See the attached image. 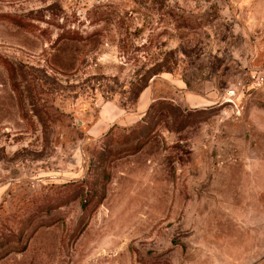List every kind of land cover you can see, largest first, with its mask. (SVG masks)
Here are the masks:
<instances>
[{
	"label": "rangeland",
	"instance_id": "obj_1",
	"mask_svg": "<svg viewBox=\"0 0 264 264\" xmlns=\"http://www.w3.org/2000/svg\"><path fill=\"white\" fill-rule=\"evenodd\" d=\"M261 68L264 0H0V264H264Z\"/></svg>",
	"mask_w": 264,
	"mask_h": 264
},
{
	"label": "built area",
	"instance_id": "obj_2",
	"mask_svg": "<svg viewBox=\"0 0 264 264\" xmlns=\"http://www.w3.org/2000/svg\"><path fill=\"white\" fill-rule=\"evenodd\" d=\"M250 76L254 78L255 84L264 90V68L258 70L256 74L251 73Z\"/></svg>",
	"mask_w": 264,
	"mask_h": 264
},
{
	"label": "crops",
	"instance_id": "obj_3",
	"mask_svg": "<svg viewBox=\"0 0 264 264\" xmlns=\"http://www.w3.org/2000/svg\"><path fill=\"white\" fill-rule=\"evenodd\" d=\"M138 103H139V97H138V101H137ZM138 106V105H137Z\"/></svg>",
	"mask_w": 264,
	"mask_h": 264
}]
</instances>
